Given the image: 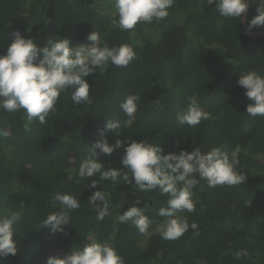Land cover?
<instances>
[{"label": "trees", "instance_id": "trees-1", "mask_svg": "<svg viewBox=\"0 0 264 264\" xmlns=\"http://www.w3.org/2000/svg\"><path fill=\"white\" fill-rule=\"evenodd\" d=\"M258 6L250 0L248 25ZM117 20L118 15L103 12L92 0H0V55L6 54L17 30L35 37L40 46L47 38L87 43L96 31L101 47L131 44L137 53L127 67L110 64L107 71L96 69L86 77L91 103L73 104V89L64 90L44 124L28 122L22 109H0V216L19 213L13 234L19 251L0 261L46 264L51 256L63 258L101 242L114 247L125 264H264V117L247 115L252 101L237 83L250 70L264 75V37L248 36L242 19L222 17L207 0H174L167 18L138 23L132 30L121 31ZM252 30L264 31V26ZM193 94L211 118L194 127L178 125L176 115L186 110ZM129 95L137 97L131 123L120 107ZM117 120L118 131L106 129L107 121ZM105 138L110 145L117 140L126 145L129 139L159 144L165 154L191 152L196 146L203 152L219 147L231 153L239 147L237 171L246 179L242 185L209 187L195 174V210L179 216L187 219L189 230L167 240L156 230L169 219L158 211L170 197L158 189L141 192L135 187L121 162L124 147L111 155L96 149L105 169H121L118 183L101 181L99 173L79 177L91 148ZM92 180L97 187L90 188ZM97 190L109 202L103 220L88 199ZM55 193H71L80 207L66 210L70 224L54 233L42 224L49 214L62 211L52 200ZM97 204L103 206L99 200ZM132 206H146L151 222L146 233L118 220Z\"/></svg>", "mask_w": 264, "mask_h": 264}, {"label": "clouds", "instance_id": "clouds-1", "mask_svg": "<svg viewBox=\"0 0 264 264\" xmlns=\"http://www.w3.org/2000/svg\"><path fill=\"white\" fill-rule=\"evenodd\" d=\"M257 2L258 15L249 22V31L264 26V0ZM173 3L174 0H114L113 6L118 15L115 23L121 31H127L134 29L138 23L162 21L169 15ZM207 3L215 4L222 17L239 18V21L248 9L247 0H207ZM87 41L74 44L68 37L47 38L46 44L40 46L35 37H26L17 30L7 45L6 54L0 55V109L8 112L22 109L26 112L28 122L38 120L40 124H44L49 114L56 111V105L64 90L73 89L71 93L73 104L91 103V86L86 77L95 73L96 69L100 72L107 71L110 64L118 68L127 67L137 55L131 44L101 47L100 36L96 31L88 35ZM237 83L245 90L246 97L252 101L247 105V115L264 117V75L250 70L240 74ZM189 100L186 110L176 115L178 125L187 124L194 127L202 120L211 118V113L200 107L195 94ZM120 107L129 118L127 123H131L137 111V97L127 96ZM120 126L117 120L107 121L105 127L118 131ZM120 147H124L121 160L123 169L130 171L135 187L141 192L158 189L162 195L170 197L167 207H161L158 211V215L169 218L162 231V238L167 240L177 239L189 230L187 219H182L176 214L195 210L193 189L199 183L195 174L198 173L200 178L206 180L209 187L242 185L246 179L244 173L237 171L239 147L231 153L222 151L219 147L203 152L196 146L191 152L182 149L179 153L165 154L159 144L129 139L126 145L120 140H117L115 145H110L106 138L93 145L91 154L79 167V177L90 178L99 173L101 181L111 180L118 183L121 169H105L104 164L98 159L96 149L111 155ZM69 178L71 179V176ZM123 180L128 184L133 182L127 174L123 175ZM97 185L98 182L92 180L90 188ZM88 199L91 204L97 205L98 220H103L109 215V202L103 191L93 192ZM52 200L60 203L62 211L49 214L42 225L50 226L54 233L63 232L64 226L70 224L66 210H76L80 203L71 193H55ZM98 200L102 202V207L97 204ZM139 203L140 200L137 199L136 204ZM20 208L22 209L23 205ZM145 208L146 206H132L120 214L118 220L121 223L130 222L140 233H146L151 222L145 214ZM18 220L17 211L0 216V258L15 256L19 251L17 241L13 239L14 225ZM197 227L196 223L191 224L193 230H197ZM46 264H125V262L118 251L108 243L94 242L84 245L82 249L71 250L63 258L51 256L47 258Z\"/></svg>", "mask_w": 264, "mask_h": 264}, {"label": "rangeland", "instance_id": "rangeland-1", "mask_svg": "<svg viewBox=\"0 0 264 264\" xmlns=\"http://www.w3.org/2000/svg\"><path fill=\"white\" fill-rule=\"evenodd\" d=\"M92 1H94L96 7H97L98 9L102 10L103 12H106V13L112 15V16H116V15H117L116 10H115V8H114V6H113V2H114V0H92ZM106 3H107V4H106ZM108 4H109V6L106 7V5H108ZM146 35H147V34H146ZM147 36H148V35H147ZM183 212H184V211H181V212L177 213V216L179 217ZM165 226H166V222L161 223L160 226L157 228L156 231H157V232H162ZM148 237H149V236L147 235V236H145V237L143 238V240H142V242H141V245H142V246L146 245L147 240H148Z\"/></svg>", "mask_w": 264, "mask_h": 264}, {"label": "water", "instance_id": "water-1", "mask_svg": "<svg viewBox=\"0 0 264 264\" xmlns=\"http://www.w3.org/2000/svg\"><path fill=\"white\" fill-rule=\"evenodd\" d=\"M247 3H248V9H249V6H250V0H247ZM248 9H247V11L243 14V17H242V27H243L245 33H246L248 36L253 37V38H256V37H258V36H263V37H264V31H261V30H251V31H249L248 23H247Z\"/></svg>", "mask_w": 264, "mask_h": 264}]
</instances>
